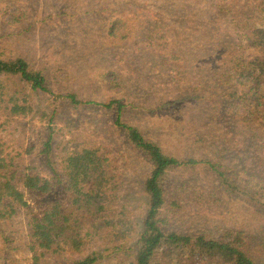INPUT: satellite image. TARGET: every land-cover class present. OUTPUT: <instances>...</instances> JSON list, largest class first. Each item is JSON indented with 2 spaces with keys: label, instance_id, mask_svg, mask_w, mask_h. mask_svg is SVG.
I'll use <instances>...</instances> for the list:
<instances>
[{
  "label": "rangeland",
  "instance_id": "rangeland-1",
  "mask_svg": "<svg viewBox=\"0 0 264 264\" xmlns=\"http://www.w3.org/2000/svg\"><path fill=\"white\" fill-rule=\"evenodd\" d=\"M260 2L0 0V55L26 59L50 80L56 95L50 102L38 101L28 118H0L2 124L11 121L0 137L6 153L20 154L13 171L28 204L14 218L0 222V264L11 259L14 264H33L28 249L30 217L41 216L59 199L65 202L62 190L67 185L76 184L81 194L92 190L87 171L64 173L60 185L47 178L45 191L53 192L44 197L27 192L19 182L32 170L52 174L84 136L90 137L87 147L98 148L121 178L119 201L108 214L116 217L127 206L137 220L138 194L150 164L116 126L115 110L104 107L113 99L124 106L123 123L167 155L184 164L194 161L167 177L169 231L196 236L239 232L249 240L257 264H264V166L253 162L264 154L252 145L257 130L249 129L247 122L241 126V115L233 116L214 85L223 69L224 47L233 40L236 44L235 36L226 32L227 17L218 14L217 7L232 10L264 32V15L256 10ZM262 103L252 100L259 110L256 120L262 117ZM223 109L229 116L222 114ZM214 143L234 154L235 165L229 166L228 174L243 181V188L249 187L250 197L219 183L208 166L213 158L208 145ZM259 179L261 184L255 181ZM59 262L49 256L40 264Z\"/></svg>",
  "mask_w": 264,
  "mask_h": 264
},
{
  "label": "trees",
  "instance_id": "trees-1",
  "mask_svg": "<svg viewBox=\"0 0 264 264\" xmlns=\"http://www.w3.org/2000/svg\"><path fill=\"white\" fill-rule=\"evenodd\" d=\"M256 10L264 15V0L256 6ZM217 11L227 17L226 32L235 36L236 44L233 40L224 47L223 69L214 85L219 90L221 101L230 104L228 107L232 109L233 116L240 119L235 114L241 115L242 120H238L241 126L247 122L249 129L257 130V139H251L252 145H255L257 152L264 154V111L262 117L256 120L259 110L257 106H252V100L260 103L264 100L260 96L264 90V32L252 22L237 17L232 10L218 6ZM51 96L56 97L50 80L43 72L35 70L21 56L9 59L0 55V118H28L38 101L50 102ZM74 98L70 96L72 103L78 106ZM221 106L224 107L223 104ZM104 107L115 110L116 126L122 129L123 136L134 143L137 151L147 156L150 164L138 194L141 196L138 221L130 215L127 206H123L116 217L108 214V208L119 201L121 178L113 173L118 169L110 165L106 156L100 155L98 148L87 147L85 140L90 137L84 136L74 144L69 160L53 167L52 174H36L32 170L19 181L27 192L40 193L42 197L53 192L45 191L47 178L55 179V183L60 185L64 183V173L73 175L87 171V180L92 185V190L86 194H81L76 184L65 186L62 190L66 196L65 202L59 199L51 203L41 216L30 217L32 241L28 249L33 264H40L49 256L61 259L59 264H108L110 261L116 264H215L213 261L216 259L222 262L219 264H257L249 252V240L239 232L196 236L169 231L167 225L172 219L167 214V177L176 168L193 164L194 161L184 164L167 155L158 144L146 140L138 129L123 123L124 106L120 102L113 99ZM225 111L223 109L222 114ZM223 115L229 116V113ZM10 123V120L5 124L0 123V131ZM244 131L245 127H242L240 133ZM208 148L213 156L208 166L214 170L222 187L250 197L253 192L249 187L243 188V181H235L228 174V170H231L229 166L235 165L231 163L234 154L216 143L208 145ZM6 151L0 137L2 223L14 218L19 209L25 210L28 206L25 192L16 186L19 179L13 171L20 154L14 156ZM254 157L250 155L249 159L253 160ZM253 162L264 166V156ZM255 181L263 182L260 179ZM14 262L11 259L7 264Z\"/></svg>",
  "mask_w": 264,
  "mask_h": 264
}]
</instances>
